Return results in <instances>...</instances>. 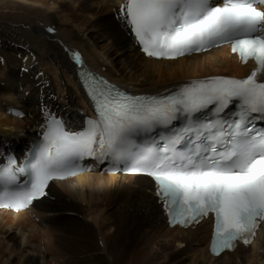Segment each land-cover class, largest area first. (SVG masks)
Returning <instances> with one entry per match:
<instances>
[{
    "label": "bare ground",
    "instance_id": "obj_1",
    "mask_svg": "<svg viewBox=\"0 0 264 264\" xmlns=\"http://www.w3.org/2000/svg\"><path fill=\"white\" fill-rule=\"evenodd\" d=\"M125 3L0 0V19L27 22L19 34L0 23V166L9 153L29 151L48 114L70 130L83 128L93 116L79 82L84 67L132 93L154 95L193 80L249 75L252 64L226 47L177 60L145 56L123 19ZM91 158L84 173L50 183L29 210H0V247L7 242L9 255L22 251L21 243L43 247L44 264H264V228L250 244L213 257L211 217L171 227L155 182L111 172L108 157ZM20 259L15 264H38L34 257Z\"/></svg>",
    "mask_w": 264,
    "mask_h": 264
},
{
    "label": "snow or ice",
    "instance_id": "obj_2",
    "mask_svg": "<svg viewBox=\"0 0 264 264\" xmlns=\"http://www.w3.org/2000/svg\"><path fill=\"white\" fill-rule=\"evenodd\" d=\"M261 6L264 0H220L215 5L211 0H126L123 19L149 57L175 59L228 43L241 61L253 60L255 69L244 79L214 76L167 94L135 96L89 74L86 87L96 117L73 131L48 114L42 140L24 166L9 158L0 167V191L18 172L31 177L28 190L10 193L9 202L0 206L26 208L46 195L49 181L84 170L79 162L85 157H108L153 178L172 223L187 226L213 213L214 254L234 249L238 240L250 244L264 221V130L254 123L264 120V82L258 79L264 76ZM233 101L239 118L228 123L221 113ZM208 113L215 118L208 119ZM181 118L186 121L181 128L160 134L163 144L155 138L143 148L136 144L134 137L169 129ZM180 144L184 147L178 149Z\"/></svg>",
    "mask_w": 264,
    "mask_h": 264
},
{
    "label": "rangeland",
    "instance_id": "obj_3",
    "mask_svg": "<svg viewBox=\"0 0 264 264\" xmlns=\"http://www.w3.org/2000/svg\"><path fill=\"white\" fill-rule=\"evenodd\" d=\"M24 22H26V21L22 17L19 18V17H16L15 15H11L8 17H2L0 19V23L2 25L5 24L4 25V27H6L5 29H8V30L12 31L13 33H18V34L21 33V31L23 29H25ZM115 58H118V60L122 61V59L120 57H115ZM176 83L178 84V82H175V83H172V85L170 84V86H174ZM40 130H42V129H40ZM40 130H39V132H40ZM11 153H15V152H11ZM94 172H95V170L93 171V173ZM11 234H16L17 239H19L21 237V235L17 231H11ZM20 247H21L22 251L14 254V255H9L10 250L8 249V244L6 242L4 245H2L0 247V248H3L2 251H0V253L4 254V255H8L10 257V263H13V264H15L17 262V260H21L20 259L21 257L23 259H26V260L28 258L34 257L36 260H38V264H44V260H41V258H44L47 255H46V251L43 247L37 248L36 245H28L27 246L26 244H23V243H21ZM35 249L38 250V253H36L37 250H35ZM31 250H35V251H31ZM4 259H6V258H4ZM4 259H2V255H0V264H4ZM47 259H48V256H47ZM53 264H55V263H53Z\"/></svg>",
    "mask_w": 264,
    "mask_h": 264
}]
</instances>
